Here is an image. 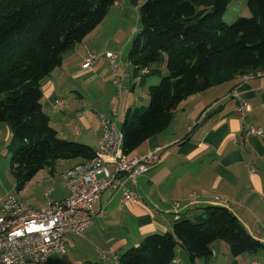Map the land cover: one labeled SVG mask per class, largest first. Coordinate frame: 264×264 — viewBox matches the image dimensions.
<instances>
[{"label":"trees","instance_id":"16d2710c","mask_svg":"<svg viewBox=\"0 0 264 264\" xmlns=\"http://www.w3.org/2000/svg\"><path fill=\"white\" fill-rule=\"evenodd\" d=\"M119 0H0V123L12 134L7 146L16 191L57 161L90 160L88 145L66 141L42 108V83L65 54L104 20ZM138 6L139 30L128 60L148 84V106L128 109L120 127L123 152L132 156L165 132L181 103L236 78L264 72V0H247L248 18L223 22L233 0H128ZM224 242L233 257L264 254L233 212L208 206L193 221L178 217L171 232L147 235L116 264H174L182 250L189 264L208 260ZM86 264H96L88 262Z\"/></svg>","mask_w":264,"mask_h":264},{"label":"crops","instance_id":"0c3cea01","mask_svg":"<svg viewBox=\"0 0 264 264\" xmlns=\"http://www.w3.org/2000/svg\"><path fill=\"white\" fill-rule=\"evenodd\" d=\"M129 18L125 1L119 0L94 31L64 55L61 67L43 81L42 108L61 139L88 145L94 151L98 148L102 133L100 117L113 118V109L119 115L118 100L111 88H106L107 84L93 102L101 104L109 99L110 108L105 110L90 103L89 89L102 81L118 79L119 88L120 83L129 81L133 93L124 97L126 112L148 105V84L142 96L140 78L134 76L128 54L123 58L120 51L126 30L118 28L112 32L109 27L114 19ZM107 52L119 55L116 72L104 56ZM89 53L98 56L93 70L83 67ZM118 94L125 95L124 91ZM240 100L248 106L243 116L238 112ZM207 109L210 111L199 122ZM189 127H193L190 132ZM245 127L264 132V75L247 81L236 78L183 101L169 128L150 138L134 154H146L163 146L166 148L161 163L139 177L136 186L125 181L115 191H104L95 204L92 225L80 235H68L65 253L51 255L45 264H116L121 255L138 247L147 235L171 232L178 217L193 221L205 207H227L223 202L228 203L227 208L251 236L264 243V135L245 138ZM11 139L9 127L0 123V153ZM57 162L52 172L41 170L33 179L46 170L43 179L53 185L58 171L61 187L46 190L42 200L25 195L22 190L29 206L42 208L67 197L63 174L83 161ZM125 189L137 195L136 202L123 201ZM193 194L196 196L191 197ZM3 198L0 197V203ZM182 257L187 264L185 253L180 250L179 264H184ZM216 263L264 264V254L233 257L228 245L218 241L213 244L210 259L196 262Z\"/></svg>","mask_w":264,"mask_h":264},{"label":"built area","instance_id":"2783aa9c","mask_svg":"<svg viewBox=\"0 0 264 264\" xmlns=\"http://www.w3.org/2000/svg\"><path fill=\"white\" fill-rule=\"evenodd\" d=\"M113 71L119 69L118 54H104ZM96 53H89L83 64L84 69L93 70L97 64ZM264 72L241 77L247 81L263 76ZM57 102V105H61ZM207 109L201 115V122ZM248 111L244 101L239 102L241 116ZM113 118L100 117L102 127L98 148L94 157L83 161L63 174L68 195L61 201L52 202L46 207L34 208L27 204L21 192L9 193L0 204V264H45L54 254L65 253L68 235H80L93 223L95 204L104 191L121 188L125 181L136 186L137 179L155 167L162 159L166 147H157L146 154L125 156L123 133L115 118L118 110L111 112ZM193 127H189L190 132ZM245 138L263 136L264 132L255 127L244 128ZM192 195L191 197H195ZM123 201H137V195L124 190ZM225 206L228 203L223 202ZM177 205V204H176ZM107 259L106 256H102ZM179 258L174 264H179Z\"/></svg>","mask_w":264,"mask_h":264},{"label":"rangeland","instance_id":"374dc122","mask_svg":"<svg viewBox=\"0 0 264 264\" xmlns=\"http://www.w3.org/2000/svg\"><path fill=\"white\" fill-rule=\"evenodd\" d=\"M125 1L126 8L129 10V16L130 18L125 21L124 19H114L109 27H112L110 31L114 32L118 28H124L126 30V38L123 40V45L124 47L120 48V51L123 53V58H127V54L129 52L130 46L132 39L136 36L138 30H139V21H138V6H134L131 4L128 0H123ZM118 8V7H117ZM248 18L250 17V12L247 7V0H233L227 7V10L223 16V22L227 25L233 24L238 18ZM127 27V28H126ZM132 28V29H130ZM130 30V31H129ZM133 30V33H132ZM130 38H132L130 40ZM113 53V52H112ZM152 79V80H151ZM151 80V81H150ZM117 82L118 79L112 81V79L109 81H102L98 83L97 85H94L89 89V101L93 105V98H95L96 95H99L100 91L102 90L103 86L107 84L106 88H111L113 96L117 98V103L118 108H119V115L117 118H115V122L118 127H121L123 121H124V116L126 112V103L124 101V97L126 95L132 94L133 91L131 89V84L129 83L128 80L125 81V83H120L121 88L117 87ZM154 84L157 85L160 82V79L158 81L157 76H152L149 78L147 84ZM113 84V85H112ZM116 86V87H115ZM147 88V85L142 84V87L139 89L140 94L145 93ZM119 91H124L125 95L120 96L118 93ZM122 95V94H121ZM123 99V103H122ZM109 99L103 101L101 104H94L96 107H100L101 109L108 110L110 108V103ZM116 106V105H115ZM148 106V105H147ZM10 158L11 154L7 150V148L4 149L0 153V197L6 196L9 193H14L16 191V179L14 175L12 174L10 170ZM58 163V162H57ZM59 163H64L63 161H59ZM46 172L43 171L41 174H39L35 179H33L31 182L29 181L25 186H24V194L29 195V196H34L35 198L42 200L44 192L48 190L49 188H52V186H59L61 187V175L60 172H56V176L54 179V183L49 184L46 183L45 180L43 179V176L45 175L44 173ZM63 180V179H62ZM1 204V203H0ZM187 257V255L185 254ZM220 258V256H218ZM183 261L184 264L186 263V260L184 257ZM188 259V258H187ZM215 260V259H214ZM213 260V262H215ZM187 264H189V261H187ZM217 264V263H216Z\"/></svg>","mask_w":264,"mask_h":264}]
</instances>
